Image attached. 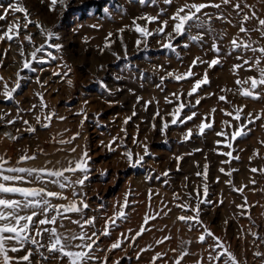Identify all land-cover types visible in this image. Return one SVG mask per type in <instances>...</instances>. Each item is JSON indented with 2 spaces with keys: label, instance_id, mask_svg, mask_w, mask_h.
<instances>
[{
  "label": "rangeland",
  "instance_id": "obj_1",
  "mask_svg": "<svg viewBox=\"0 0 264 264\" xmlns=\"http://www.w3.org/2000/svg\"><path fill=\"white\" fill-rule=\"evenodd\" d=\"M14 2L16 0H0L3 6L0 7V15ZM22 2L32 21L59 35L60 40L52 42L62 43L63 49L57 53L54 49L46 48V51L61 58L52 60L45 56L48 63L33 62L35 71L21 72L24 79L21 80V88L14 94L18 103L5 102L0 97V114L8 113L6 120L16 119L12 125L0 121V155L13 164L21 155H35V160L19 166L62 169L69 166V161L78 160L84 151L88 152L91 157L89 179L83 186L74 184L73 187L89 205L84 212L85 218L95 217V228L86 226L89 234L93 231L99 234L108 217L119 211L118 203H123L125 194L128 198V207L125 208L127 218L118 220L110 228V235L99 236L97 241L100 251H96L95 255L101 260L107 256L108 264H114L117 260L120 264H152L153 258H156L154 264H175L181 256L180 264H223L227 259L226 254L220 256L219 260H211L210 257L218 256L225 250L236 258L238 264H264V144L260 143L264 141V126H261L264 119L249 124L247 135L235 141H231L230 135L228 140L216 135L222 130L230 134L238 124L231 116L224 115L221 109L235 114L236 108L244 106L239 123L246 122L243 116L249 112L253 116L261 114L264 117V87L257 90L261 93L259 100L221 91L236 88L237 78L243 80L257 75L255 70L246 71L247 65L237 69L238 75L233 74L232 66L243 63L236 59L237 55L254 58V54L242 49L233 51L231 41L238 38L252 43L253 47L264 46L260 32L253 31L259 27L257 19L244 23L247 34L239 31L245 14L251 16L255 12L257 17L264 19V0H232L231 4L222 5L220 9H204L199 14L205 22L204 26H192L190 32L174 41L175 52L162 49L158 43L161 38L156 35L148 38L147 47L141 44L137 48L136 41L141 37L133 30L132 21L142 15H159L160 20L168 19L185 0H175L171 5L163 4V0H158L156 5H141L138 0H69L63 15L59 13V6L57 11H49V0ZM212 2L220 3L221 0ZM237 2L242 9L239 13L233 7ZM245 4L249 7H245ZM104 8L108 9L107 13ZM205 12L210 14V20L204 15ZM23 15L9 12L4 20H0V35L7 31L14 20L18 19L21 24L19 40L0 41V76L8 82L9 87L14 84L15 73L22 67L23 59L28 58L34 48L45 43V37L35 23L27 29L23 28ZM218 16L222 18L218 19ZM137 23L144 25L146 21L138 20ZM158 23L149 24V29L154 30ZM121 28L125 29L122 33L119 31ZM166 31H170V28ZM109 33H112L110 39L113 43L111 48H105ZM26 34L32 35L33 44L23 40ZM188 35H200L202 40L192 42ZM21 42L25 57L20 56ZM213 43L220 49L218 54L212 51ZM255 55L259 56V53ZM196 57L203 60L219 58L221 62L212 68L198 63L192 69L197 75L184 81L178 82L167 75L170 72L184 73ZM65 64L71 68L67 76L63 75L67 72V68L63 67ZM261 66L264 67V64ZM54 71L61 72V75H53ZM205 71L209 83L192 97H187L194 81L200 79ZM37 78L40 83L36 82ZM69 79L71 86L67 83ZM97 81L103 82L108 90ZM2 87L3 83L0 82V89ZM173 93H183L180 101L191 103L197 97H202L201 103L195 108H185L181 113L183 118L192 111L197 112L193 120L184 124H170L162 132L163 122L171 121L168 113L180 102ZM37 94L43 96L46 108L40 107V95ZM220 95L226 96L231 103L220 101ZM33 105L36 107L33 108ZM213 108L216 112L209 116L213 128L200 135L197 125ZM82 110L87 119L79 115ZM18 111L20 119H17ZM49 112L56 115L50 126L44 128L42 123L46 121L43 117ZM157 112L159 115H156ZM37 115L41 116V124L35 120ZM127 117L131 119L125 124ZM23 120H27L36 131H25L28 125ZM226 121L231 127L224 123ZM189 129L192 135L185 140L184 135ZM5 133L18 139H8ZM114 137L120 139L112 145L116 150L109 151L105 145ZM228 142L232 143L231 148L226 147ZM145 145L149 155L144 156L141 165L129 167L122 153L130 150L135 160L136 154L144 155ZM257 151L259 155L254 154ZM227 152H231L232 156L224 154ZM177 157L180 159L177 160ZM205 168L206 178L203 175ZM251 168L258 171L253 173ZM105 172L106 175H102ZM65 175L73 181L81 177L79 172ZM253 180L255 183H252ZM205 185L209 202L200 205L199 219L202 223H186L178 219L179 216L194 215L190 209L197 203L196 191L202 194ZM48 188L60 191L55 185L49 184ZM238 188H243V191L234 190ZM64 194L71 199L72 188H66ZM53 203L66 204L67 201L53 200ZM184 204L189 205V210L177 207ZM68 216L71 219H64V227L59 231L70 236L81 231L77 224L71 222L79 220L80 215L69 213ZM145 217L149 218L147 223ZM142 226L147 230L136 236ZM205 229L219 238L223 248L215 247L213 250L216 242L206 235ZM201 235L205 236L204 242L199 239ZM125 237L136 239L133 243ZM118 239L124 240L121 248L107 251ZM42 242L47 243V236ZM185 252L187 255H183ZM32 260L36 264L40 256L34 252ZM41 264L56 262L41 261ZM96 264H100V261Z\"/></svg>",
  "mask_w": 264,
  "mask_h": 264
},
{
  "label": "snow or ice",
  "instance_id": "obj_2",
  "mask_svg": "<svg viewBox=\"0 0 264 264\" xmlns=\"http://www.w3.org/2000/svg\"><path fill=\"white\" fill-rule=\"evenodd\" d=\"M175 2V0H163V4L171 5ZM138 3L141 5L152 4L156 5L158 0H138ZM232 0H221L220 3L212 2V0H208V2L189 3L188 0H185V3L179 5L174 12L170 14L168 19L160 20L159 15L150 16V15H142L133 19L132 24L134 26L133 30L139 34L141 39L136 41L137 48L140 47L141 44H144L147 47L148 38L156 35L161 39L158 43L161 44L162 49H167L169 51L175 52L176 47L174 46V41H176L179 37L185 36L186 33L190 32L192 26L197 28H201L204 26V21H202L201 16L204 9L207 8H215L220 9L222 5L231 4ZM69 4V0H49V11H57L59 6V13L63 15V12L67 10ZM0 7H3L0 5ZM234 9L238 11H242L241 5L239 2L233 5ZM245 7H249L245 4ZM9 12L12 13H23L24 24L23 28L27 29L30 24L35 23V27L40 30L42 36L45 37V43L40 45L39 47L34 48L28 58H24L22 61V67L19 71L15 73L16 80L14 84L9 87L7 81L4 80L2 76H0V82L3 83L2 89H0V97H3L5 102H14L18 103L15 98V93L18 89L21 88V80L24 79L21 76V72L25 70L32 72L35 71L33 68V62L39 64L48 63V60L44 57H48L52 60L61 58L54 56L52 52H48L45 49H54L57 53L61 52L63 49L62 43H53L52 41H59L60 37L57 33L52 31L51 29L44 28L39 22H34L29 18V13L27 9L24 7L22 0H16L14 3H10L8 8L4 10V14L0 15V20H4ZM104 12L107 13L108 9L104 8ZM205 16L211 19L209 13H204ZM218 19L222 17H217ZM257 19L258 25L256 29L253 31H258L261 34V37L264 38V19H261L256 16L255 12H252V15L249 16L245 14L241 21V26L239 31L247 34L248 29H246L243 25L246 21L250 19ZM138 20L146 21V24L141 25L137 23ZM159 21L158 26L154 30H150L148 25L153 24ZM93 27H97V25H93ZM170 31H166L169 29ZM20 29L21 24L19 20L16 19L12 23L8 25V29L6 32H3L0 35V41H4L7 39L8 41H12L14 39L19 40L20 38ZM124 28L119 29L122 33L124 32ZM112 33L108 34V38H106V42L104 47L111 48ZM187 38L192 42H199L202 40V36L200 35H188ZM23 40L27 41L29 44H33L34 40L31 34H26L23 37ZM121 44H123V39L121 38ZM233 51L237 49H242L244 52L251 51L254 54V58H244L241 55H237V60H242L241 64H234L232 66V72L234 75H238L237 69L244 68L245 65L248 67L245 68L246 71L255 70L257 72L256 76H248L243 80L237 78L235 80V84L237 85L234 89H221V91L231 92L233 95H239L244 98H251L253 100L261 99V93L257 91L258 89L264 87V67L261 65L264 64V46L261 47H253L252 43L245 42L243 40H239L238 38H234L231 41ZM185 48L188 47L187 44L184 45ZM212 51L215 53H219L220 49L218 46L213 43ZM41 55L38 56L37 54ZM126 53V49H125ZM259 53V56L255 54ZM231 53H229L230 55ZM113 55H116L113 53ZM20 56L25 57L23 43L21 42L20 46ZM117 59H120L117 56ZM219 58H213L211 60H203L200 57H196L187 71L184 73H168L169 77H172L176 81H184L189 78L195 77L197 74L192 71L193 68L197 66V64H207L208 68H212L220 63ZM2 63V62H0ZM63 67L67 68V72H64L63 75L67 76L69 72H71V68L66 64ZM103 67V66H101ZM53 75L60 76L61 72L54 71ZM163 80V78H162ZM37 83H40L37 78ZM69 86L72 85L71 79L67 81ZM99 85L107 91V86L100 81H97ZM209 83L207 71L203 73V76L200 79H196L191 86V89L187 92V97H192L195 93L201 89L202 86L207 85ZM247 85V87H245ZM43 86V85H41ZM40 95V94H37ZM173 96H176L177 100L180 101L181 95L183 93H173ZM214 95V94H209ZM202 97H197L194 103L187 101H180L173 110L168 113L171 116V121H164L161 127V131L164 132L168 129L170 124L176 125L178 122L180 124L187 123L194 119L197 116V112L192 111L189 114H186L183 118H181V113L185 108H195L200 105ZM220 101H224L226 103H231V101L227 100L226 96L220 95L218 97ZM40 107L46 108L47 104L44 103V98L40 95ZM167 103H172L171 100H166ZM33 108L36 105L32 106ZM221 111L224 112V115L231 116L233 120L237 121V127L230 134L224 132L223 130L217 132V136H223L225 140H228L229 135L231 136V141H235L238 137L247 135V131H250L248 128L249 124H254L257 120H262L261 114H256L253 116V113L249 112L243 116V120L245 123H239L242 119L241 113L244 112V106H240L236 108L235 114L233 112H228L223 109ZM216 109L213 108L210 110L208 114H206L201 122L197 125L198 133L200 135H204L206 130L213 128V123L209 120V116L212 113H215ZM8 113L0 114V121H3L6 125H12L16 123V119L6 120L5 117ZM56 114L54 112H49L46 114L43 119L44 123L41 121V116L37 115L35 120L37 124L42 123V127L48 128L50 126V122L52 118ZM79 115H82L84 119H87L86 113L81 111ZM135 115V113H133ZM156 115H159L157 112ZM19 111L17 112V119H20ZM59 119L63 120L65 117H59ZM131 117H127L124 121L125 124L128 123ZM163 120V117H161ZM25 125L28 127L25 129L27 132H35L36 129L29 125L27 120H23ZM83 123V120L81 121ZM228 124L229 127L231 125L229 122H224ZM261 126H264L262 123ZM19 131V129H17ZM5 136L8 139L16 140L18 137L12 136L10 133H5ZM79 135L78 133L76 134ZM192 130L189 129L185 135L184 139L187 140L191 137ZM72 139H75L73 137ZM119 137H114L109 144L105 145L109 151H115L116 149L112 147L113 144H116ZM70 141H60V143H68ZM135 142V141H134ZM123 141L121 140V144ZM220 143V141H217ZM261 144H264V141H260ZM118 147L120 145H117ZM226 147L231 148L232 143L228 142ZM75 151V149H72ZM225 155L231 157L232 153L227 152ZM255 155H259L258 151L254 153ZM123 156L127 158V162L129 167L135 168L141 165L144 161V156L149 155L147 146H144V155L136 154V159L133 158V153L130 150H126L122 153ZM35 155L24 154L19 157L16 163H11L9 159H6L4 156L0 155V264H33V254L34 252L40 256V261H36V264H41V261H55L56 264H96L97 261H100V264H108V258L105 256L102 260L100 257L95 255L96 251H100L97 241L99 240V236H109L110 228L116 225L118 220L126 219L125 208L128 207V198L127 194H125V198L122 204L118 203L119 211L114 212L111 217L105 221L103 230L99 232L96 231L89 232L86 230V226H91L95 228V217L85 218L84 212L89 208L88 203L86 202L83 195L78 193L73 185L83 186L85 181L89 179L90 176V166L89 162L91 157L89 156L87 151H84L80 158L75 162L69 161V166L62 169H49L47 167L44 168H34V167H23L19 166L21 164H25L29 160H35ZM180 158L177 157V160ZM235 159H239V157H235ZM221 171H224L221 169ZM253 173L257 172V168H251ZM77 172L81 173V177L77 180L73 181L70 177L66 176L65 173H72L75 175ZM207 169L205 168V172L203 175L206 178ZM230 175V173H228ZM102 175H106L102 173ZM167 175V173H165ZM197 175H201V173H197ZM252 183H255L253 180ZM55 185L58 187L60 191H52L49 190L48 185ZM66 188H72V198L69 199L67 195L64 194V190ZM236 191H243V188L234 189ZM208 190L206 185L203 188V193L201 194L199 191H196L195 200L197 203L191 207V211L194 213L192 216H179L178 219L188 223L190 221H195V223H202L199 219V214L201 211L200 205L204 203H208L207 201ZM178 198V197H177ZM53 200H66V204H56L53 203ZM222 203V201H221ZM116 207V205H114ZM177 207H182L185 210H189V205H177ZM238 207H243V205H239ZM69 213H76L80 215L79 220H72L71 222L77 224L81 229L78 233H73L72 235L62 234L59 231V228L64 227L62 221L64 219H71L68 216ZM148 217H145V223L148 221ZM154 219V217H153ZM147 229L143 226L141 227L140 232L136 234V236L141 235ZM131 231V229H129ZM206 235L209 237H213L215 240V247L223 248V245L220 243L219 238L214 237V234L205 229ZM45 236H47V243H43ZM121 236H124L121 233ZM126 240H131L133 243L135 242L136 237H125ZM200 241L204 242L205 236H200ZM79 241V243H74V241ZM124 240L118 239L113 242L107 251L111 252L115 249H120ZM31 246V247H29ZM41 249H45L46 251H41ZM23 252V255H10L9 253H20ZM227 255V259L223 261V264H238L236 258L225 252L221 253L218 256L210 257L211 260H219L220 256ZM160 254H158L159 256ZM183 255H187L185 252ZM255 255L259 256L260 253H255ZM139 259V257H137ZM156 258H153L152 264H154ZM183 259V256L180 257ZM180 259H177L175 264H180ZM114 264H120L117 260Z\"/></svg>",
  "mask_w": 264,
  "mask_h": 264
}]
</instances>
